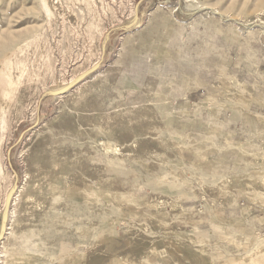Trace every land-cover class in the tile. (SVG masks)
<instances>
[{
  "label": "rangeland",
  "instance_id": "obj_1",
  "mask_svg": "<svg viewBox=\"0 0 264 264\" xmlns=\"http://www.w3.org/2000/svg\"><path fill=\"white\" fill-rule=\"evenodd\" d=\"M0 264H264V0H0Z\"/></svg>",
  "mask_w": 264,
  "mask_h": 264
},
{
  "label": "bare ground",
  "instance_id": "obj_2",
  "mask_svg": "<svg viewBox=\"0 0 264 264\" xmlns=\"http://www.w3.org/2000/svg\"><path fill=\"white\" fill-rule=\"evenodd\" d=\"M151 17V16H150ZM62 88V87H61ZM57 89H58V87H57ZM60 89V88H59ZM59 92H60V90H59ZM111 101V100H110ZM113 102V101H112ZM1 170H2V172H3V168H1ZM60 176V175H59ZM58 176H56V178H57ZM61 177V176H60ZM59 177V178H60ZM62 177H63V175H62ZM61 177V178H62ZM60 178V179H61ZM64 178V177H63ZM63 178H62V180H63ZM51 179V178H50ZM53 179H54V177H53ZM53 179H51V180H53ZM58 179V178H57ZM52 182V181H51ZM55 182H57V183H60L59 181H55ZM61 182H63V181H61ZM49 190H50V192H53V191H55L56 189H59V190H63V187H60V185L59 184H51V183H49ZM39 190V189H38ZM26 247H28V244L26 243V242H24L23 243V246H22V249H25ZM20 248V247H19ZM29 248V247H28ZM21 250V249H20ZM19 251V250H18ZM22 252V251H21ZM4 253V252H3ZM23 253H25V252H23Z\"/></svg>",
  "mask_w": 264,
  "mask_h": 264
},
{
  "label": "built area",
  "instance_id": "obj_3",
  "mask_svg": "<svg viewBox=\"0 0 264 264\" xmlns=\"http://www.w3.org/2000/svg\"><path fill=\"white\" fill-rule=\"evenodd\" d=\"M70 10V8H68ZM84 9L81 8V11H83ZM80 12V11H79Z\"/></svg>",
  "mask_w": 264,
  "mask_h": 264
}]
</instances>
